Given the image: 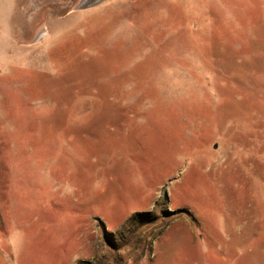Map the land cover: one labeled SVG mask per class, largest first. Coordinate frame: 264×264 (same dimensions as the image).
I'll return each instance as SVG.
<instances>
[{
  "label": "rangeland",
  "instance_id": "374dc122",
  "mask_svg": "<svg viewBox=\"0 0 264 264\" xmlns=\"http://www.w3.org/2000/svg\"><path fill=\"white\" fill-rule=\"evenodd\" d=\"M0 0V264H264V0Z\"/></svg>",
  "mask_w": 264,
  "mask_h": 264
},
{
  "label": "water",
  "instance_id": "95a60500",
  "mask_svg": "<svg viewBox=\"0 0 264 264\" xmlns=\"http://www.w3.org/2000/svg\"><path fill=\"white\" fill-rule=\"evenodd\" d=\"M101 0H91V1H87L80 9H84V8H88L94 5H97L99 3H101Z\"/></svg>",
  "mask_w": 264,
  "mask_h": 264
},
{
  "label": "bare ground",
  "instance_id": "6f19581e",
  "mask_svg": "<svg viewBox=\"0 0 264 264\" xmlns=\"http://www.w3.org/2000/svg\"><path fill=\"white\" fill-rule=\"evenodd\" d=\"M91 0H83V2L80 4L79 9L87 2ZM102 2L107 1V0H101Z\"/></svg>",
  "mask_w": 264,
  "mask_h": 264
}]
</instances>
